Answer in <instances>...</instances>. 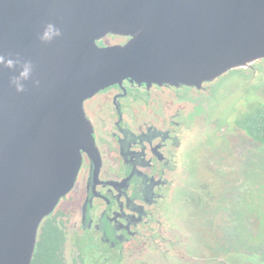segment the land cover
<instances>
[{"label":"water","instance_id":"1","mask_svg":"<svg viewBox=\"0 0 264 264\" xmlns=\"http://www.w3.org/2000/svg\"><path fill=\"white\" fill-rule=\"evenodd\" d=\"M52 22L61 36L38 39ZM108 35L127 37L106 45ZM34 64L25 91L0 66V264H31L40 225L99 155L84 101L128 80L204 88L264 60V0H0V55ZM39 81V85L33 84Z\"/></svg>","mask_w":264,"mask_h":264},{"label":"flooded vegetation","instance_id":"2","mask_svg":"<svg viewBox=\"0 0 264 264\" xmlns=\"http://www.w3.org/2000/svg\"><path fill=\"white\" fill-rule=\"evenodd\" d=\"M259 63L248 70L255 78ZM210 84L123 80L84 101L99 155L84 152L75 186L40 225L31 264L168 263L182 235L193 148L220 95Z\"/></svg>","mask_w":264,"mask_h":264},{"label":"rangeland","instance_id":"3","mask_svg":"<svg viewBox=\"0 0 264 264\" xmlns=\"http://www.w3.org/2000/svg\"><path fill=\"white\" fill-rule=\"evenodd\" d=\"M257 66L256 78L238 69L209 86L220 95L193 148L179 203L185 223L165 264H264V146L237 123L264 107V63Z\"/></svg>","mask_w":264,"mask_h":264},{"label":"clouds","instance_id":"4","mask_svg":"<svg viewBox=\"0 0 264 264\" xmlns=\"http://www.w3.org/2000/svg\"><path fill=\"white\" fill-rule=\"evenodd\" d=\"M61 36V30L55 23L48 22L43 26L42 31L38 35V39L41 43H51ZM0 66L8 70H14L20 68L17 75H11L9 77V84L16 92L20 93L25 91V82L32 80L34 72V64L29 59H24L19 55H0ZM33 84L38 86L39 81L33 80Z\"/></svg>","mask_w":264,"mask_h":264},{"label":"trees","instance_id":"5","mask_svg":"<svg viewBox=\"0 0 264 264\" xmlns=\"http://www.w3.org/2000/svg\"><path fill=\"white\" fill-rule=\"evenodd\" d=\"M237 123L250 137L264 146V107L253 106L240 115Z\"/></svg>","mask_w":264,"mask_h":264}]
</instances>
